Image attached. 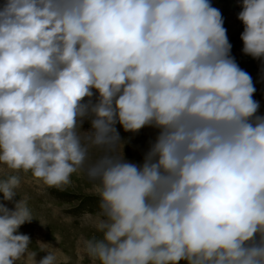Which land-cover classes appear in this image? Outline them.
Instances as JSON below:
<instances>
[{"label":"clouds","instance_id":"clouds-1","mask_svg":"<svg viewBox=\"0 0 264 264\" xmlns=\"http://www.w3.org/2000/svg\"><path fill=\"white\" fill-rule=\"evenodd\" d=\"M237 19L242 52L264 59V0ZM226 31L209 0H0V193L14 203H0V264H68L17 234L34 219L13 201L21 172L89 180L91 264H264V116ZM117 124L159 130L142 163Z\"/></svg>","mask_w":264,"mask_h":264},{"label":"rangeland","instance_id":"rangeland-1","mask_svg":"<svg viewBox=\"0 0 264 264\" xmlns=\"http://www.w3.org/2000/svg\"><path fill=\"white\" fill-rule=\"evenodd\" d=\"M212 7L219 9L222 14L223 27L227 30L228 41L231 44L230 55L238 66L251 77L255 87L253 99L259 103L258 115L264 116V59H253L242 52L243 43L240 35L243 24L237 19L241 11V0H209ZM95 97V93H94ZM85 121L84 130L89 128ZM117 131L123 140V155L127 161L140 164L143 156L158 135V129L144 127L138 132H125L117 124ZM8 170L0 165V179H6ZM21 185L13 201L19 198H28V207L31 210V222H26L17 229V234H26L30 237V250L37 251L36 260L39 261L46 253L38 251L37 242L48 243L58 247L65 256L68 264H91L87 259H80L78 255V241L81 236H99L92 220L99 211V200L92 189V184L80 172L70 177V183L59 188L47 187L41 181L35 180L31 173L20 174ZM0 203L9 209L14 207L13 202L3 200L0 193ZM59 236V241L54 237ZM178 264H186L180 261Z\"/></svg>","mask_w":264,"mask_h":264}]
</instances>
